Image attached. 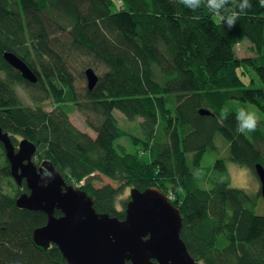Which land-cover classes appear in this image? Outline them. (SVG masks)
<instances>
[{
	"label": "trees",
	"instance_id": "trees-1",
	"mask_svg": "<svg viewBox=\"0 0 264 264\" xmlns=\"http://www.w3.org/2000/svg\"><path fill=\"white\" fill-rule=\"evenodd\" d=\"M120 1L126 10L115 12ZM251 4L229 29L215 23L210 11L201 7L193 12L179 0H0V126L14 136L13 142L17 136L33 142L35 155L51 162L67 184L85 180L82 190L98 212L125 218L115 207L123 186L164 192L174 185L173 204L183 218L181 238L195 260L264 264V216L254 212L257 199L231 186L223 160L204 168V176L214 177L215 171L220 176L209 190L197 185L204 177L195 179L191 168L201 167L206 152L217 150L218 137L230 144L231 163L264 167L263 119L245 135L237 131L235 113L223 116L224 107L237 103L264 110V89L243 80L252 69L264 85V8L259 0ZM246 40L255 46V61L235 57V46ZM58 50L83 52L107 67L79 103ZM7 51L30 66L39 77L37 85L7 64ZM38 64L50 86L47 98L57 105L50 112L22 108L11 86L44 88ZM155 67L165 75L161 81ZM164 96L178 98L174 116L157 100ZM74 107L98 118L99 125L91 123L96 138L72 125ZM208 108L215 112L200 113ZM115 110L129 121L142 118L145 138L125 132ZM121 138H129L135 152L119 144ZM0 147L1 163L5 152ZM188 153H194L193 164ZM5 162L8 172L0 167V264H67L57 246L45 249L33 240V231L46 224L47 216L17 207L21 189L13 197L4 193V175H11ZM97 175L119 187H94L91 180Z\"/></svg>",
	"mask_w": 264,
	"mask_h": 264
},
{
	"label": "water",
	"instance_id": "water-1",
	"mask_svg": "<svg viewBox=\"0 0 264 264\" xmlns=\"http://www.w3.org/2000/svg\"><path fill=\"white\" fill-rule=\"evenodd\" d=\"M4 60L22 77L37 83V74L13 52H5ZM89 88L97 85L92 69L86 71ZM201 114L208 111L201 110ZM0 142L4 145L11 173L17 184L25 179L29 194L17 199V207L41 211L48 216L45 227L33 231L34 242L45 249L56 245L68 264H200L195 261L181 238L183 218L180 209L160 190L132 188L125 218L100 213L94 200L83 190L68 185L51 162L37 168L33 157L36 146L23 139L15 149L9 133L0 126ZM264 197V167L255 165ZM55 210L63 215L55 217Z\"/></svg>",
	"mask_w": 264,
	"mask_h": 264
},
{
	"label": "rangeland",
	"instance_id": "rangeland-1",
	"mask_svg": "<svg viewBox=\"0 0 264 264\" xmlns=\"http://www.w3.org/2000/svg\"><path fill=\"white\" fill-rule=\"evenodd\" d=\"M116 11L115 12H123L126 10V7H124V3L122 4V1H120V4H115ZM204 10L209 13V10L206 7H203ZM58 37L62 38L64 37L63 34L59 35ZM63 39V38H62ZM235 57L238 59H242L245 61H255L257 57L256 49L255 46L249 42V41H243L242 43L238 44L235 46ZM60 51V60L64 62L63 66L64 68L67 69L68 73L71 76V80L73 81V86L74 90L78 93L77 97V103L81 102L82 98L86 96V90L89 91H94L95 88L90 89L89 84H88V79L86 76V71L90 68L92 69L96 76L98 77V82L100 80V77L105 73H107V67L99 63L98 60H95L91 56H86L85 53L83 52H76L72 51L71 55H68V53L63 54ZM63 54V55H62ZM35 58V57H34ZM26 63V62H25ZM32 64H35L31 62ZM39 63V62H38ZM8 64V63H7ZM27 64V63H26ZM42 64V63H41ZM28 65V64H27ZM29 66V65H28ZM36 70L41 74L42 80L44 82V88H39L37 89L34 86H28V85H22L23 83H13L11 84L13 92L16 94L17 98L19 99L20 106L22 108L29 107L33 110L39 109L42 107L45 111H52L54 107L57 105L53 104V101L49 98L48 96V91H50V86L47 80L45 79V71L42 65L38 64L36 66ZM155 76L158 81L162 80V77L164 78L165 75L161 74L160 69L155 67ZM3 78V76H1ZM5 78H3L4 80ZM244 82L246 83L247 86L251 82V87L252 88H260L264 89V85L262 84L260 77L258 74L252 70H248V74L246 79L243 77ZM97 86V85H96ZM95 86V87H96ZM44 90V91H43ZM48 90V91H47ZM152 99V98H151ZM157 100H160L162 103L161 105H164V108L168 110V112L174 116V111L176 107L178 106V98L175 96H164V97H158ZM71 104V103H69ZM72 105V104H71ZM70 105V106H71ZM232 107H224L223 108V116H229L232 113L236 114L237 109L243 107L249 110H255L257 113L260 115L261 120L263 119L264 121V110L263 112L258 109L257 106L247 104V103H237L236 105H230ZM161 106H159L160 108ZM225 109H227V112H225ZM160 110V109H159ZM233 110V111H232ZM210 114L215 112L214 108H208L207 110ZM167 112V113H168ZM163 118L166 119V114L164 110L162 111ZM220 115V114H219ZM113 116L116 121L119 122V125L121 126L122 129L125 130V132H128L130 134H134L135 136L144 139V133L141 130L140 124L144 121L142 118H138L135 121H129L126 116L121 113L118 110H115L113 113ZM70 121L74 127H76L78 130L90 135L92 138H96L98 133L94 129V127L91 125L93 122L95 125H99V120L97 117L90 115V118L86 116V114L83 111H80L77 107H74L72 114L69 115ZM261 123V121H260ZM17 140L20 142L24 138L22 136H17ZM119 144L124 145L129 152H135L136 148L132 146L131 141L129 138H121L118 141ZM215 147L217 150L214 151H208L204 155V158L202 160L201 167L196 168L193 165L191 166L192 168V173L195 176V179L199 178V175H201V178H203L197 185L205 188V190H209L212 188V183L215 178H220L219 175H217L216 171L214 172V177L212 174H210L208 177L207 175L204 176V170L208 168H214L218 160H223L227 168L226 175L230 179V183L232 187L239 188L243 191H245L246 194L254 197L257 199V205L254 208V212L257 215L264 216V197L261 194V183L260 180L255 173V167L250 168V167H241L240 165L231 163L229 160V143H225L223 139L218 137L215 142ZM1 150V147H0ZM139 150L142 151L141 146L139 147ZM5 152V150H4ZM6 154V152H5ZM190 163H192V159L194 157V153H188ZM146 158V157H145ZM6 155L2 156L1 159V168L3 169V173H7L8 170L6 168L7 163L5 162ZM33 161L36 164L42 163V160L39 159L38 156H34ZM44 161V160H43ZM193 164V163H192ZM205 168V169H204ZM11 172V171H10ZM11 174V173H10ZM216 181V179H215ZM91 183L93 184L94 187L99 188L102 186H105L107 184H111L114 187H119V185L110 179L102 176V175H97L95 176L92 180ZM69 185V184H68ZM73 186L75 189L82 190V187L85 185V180L82 182L76 183V184H70ZM3 191L10 197L17 196L18 195V190L20 187L18 186L16 180L13 178L12 174L10 176L4 175L3 179ZM156 188V187H154ZM158 189V188H156ZM174 185H170L168 189H165V193L161 191L163 194L167 196V198L171 201V203H176L177 197L173 193ZM131 190L132 188L123 186L122 191H120L115 199V207L119 210L126 211L127 204L131 200ZM141 190V189H140ZM145 190V189H144ZM261 194V195H260ZM260 195V196H259ZM20 197V196H18ZM124 202L126 204H124ZM174 205V204H173ZM175 206V205H174ZM176 207V206H175ZM177 208V207H176ZM179 209V208H178ZM181 211V210H180ZM200 264H205L203 260L200 261Z\"/></svg>",
	"mask_w": 264,
	"mask_h": 264
},
{
	"label": "clouds",
	"instance_id": "clouds-1",
	"mask_svg": "<svg viewBox=\"0 0 264 264\" xmlns=\"http://www.w3.org/2000/svg\"><path fill=\"white\" fill-rule=\"evenodd\" d=\"M179 3L193 12L206 7L212 13L215 23L227 25L229 29L233 28L242 14L252 7L251 0H179ZM259 6L264 8V0H259ZM236 120L237 131L247 135L256 131L261 117L257 111L241 107L236 111Z\"/></svg>",
	"mask_w": 264,
	"mask_h": 264
},
{
	"label": "flooded vegetation",
	"instance_id": "flooded-vegetation-1",
	"mask_svg": "<svg viewBox=\"0 0 264 264\" xmlns=\"http://www.w3.org/2000/svg\"><path fill=\"white\" fill-rule=\"evenodd\" d=\"M9 66L12 68V69H14L10 64H9ZM15 70V69H14ZM15 71H17V70H15ZM19 74H20V72L19 71H17ZM21 75V74H20ZM21 77H22V75H21ZM23 78V77H22ZM24 79V78H23ZM38 79H39V77H38ZM25 80V79H24ZM26 82H28L29 84H31V85H37L38 84V82H39V80H38V82L37 83H31V82H29V81H27V80H25ZM8 133V132H7ZM9 135H10V138H11V140H12V142H13V139H12V137L14 138V136L12 135V134H10L9 133ZM23 138V137H22ZM24 139H26V138H24ZM15 140H16V142H13V144L15 145V149H16V151H18V146H19V143L22 141H18L17 140V138H15ZM1 143V142H0ZM2 144V143H1ZM34 144V143H33ZM35 145V144H34ZM36 146V145H35ZM2 147H3V149L5 150V148H4V145L2 144ZM36 148H37V146H36ZM36 152H37V150H36ZM36 154V153H35ZM6 155V154H5ZM6 158H7V156H6ZM34 158V157H33ZM8 160V159H7ZM9 162V161H8ZM45 162H49V161H46V160H44V161H42V163H40L39 165L38 164H36L35 162H34V164L37 166V168H42L43 169V172H45L46 174H48V171L43 167V163H45ZM9 166H10V171H11V165H10V163H9ZM12 174V173H11ZM19 186V185H18ZM20 187V189H21V191H22V194H25V193H27V194H29L30 193V191H29V189H28V187H27V184H26V181H25V179L23 180V182H22V185H20L19 186ZM25 189H26V191L27 192H25ZM21 194V195H22ZM20 195V196H21ZM37 212H41V211H37ZM45 214V213H44ZM46 215V214H45ZM54 215H55V217H57V218H59V217H61L62 215H63V213L60 211V210H55V213H54ZM47 216V215H46ZM47 223H48V216H47V222H46V224H44V225H42V226H40V227H38V228H41V227H45L46 225H47ZM37 229V228H36ZM52 246H56V245H54V244H51V246L50 247H52ZM59 249V248H58ZM192 257V256H191ZM193 258V257H192ZM194 259V258H193ZM195 260V259H194ZM195 261H197V260H195ZM67 262V261H66ZM154 262L157 264V261H155L154 260ZM198 263H200V261H197ZM68 264V263H67Z\"/></svg>",
	"mask_w": 264,
	"mask_h": 264
}]
</instances>
